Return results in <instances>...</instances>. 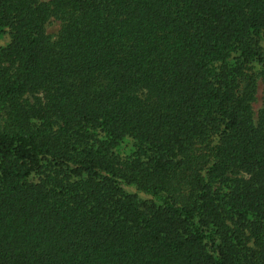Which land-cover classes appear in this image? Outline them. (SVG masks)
<instances>
[{"label": "trees", "instance_id": "obj_1", "mask_svg": "<svg viewBox=\"0 0 264 264\" xmlns=\"http://www.w3.org/2000/svg\"><path fill=\"white\" fill-rule=\"evenodd\" d=\"M0 264H264V0H0Z\"/></svg>", "mask_w": 264, "mask_h": 264}, {"label": "rangeland", "instance_id": "obj_2", "mask_svg": "<svg viewBox=\"0 0 264 264\" xmlns=\"http://www.w3.org/2000/svg\"><path fill=\"white\" fill-rule=\"evenodd\" d=\"M60 30V24L59 23H51V25L48 26V32L51 35H55ZM262 96H263V84H259L258 89V95H257V101L254 104V110L256 115L258 114L261 106H262ZM129 191L134 192L132 188H128Z\"/></svg>", "mask_w": 264, "mask_h": 264}]
</instances>
